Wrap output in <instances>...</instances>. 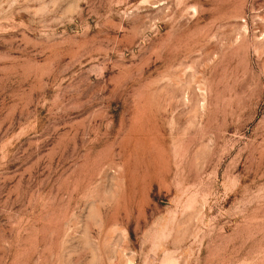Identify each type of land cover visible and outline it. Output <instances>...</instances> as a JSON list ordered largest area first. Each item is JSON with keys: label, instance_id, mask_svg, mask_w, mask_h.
<instances>
[{"label": "rangeland", "instance_id": "1", "mask_svg": "<svg viewBox=\"0 0 264 264\" xmlns=\"http://www.w3.org/2000/svg\"><path fill=\"white\" fill-rule=\"evenodd\" d=\"M0 264H264V0H0Z\"/></svg>", "mask_w": 264, "mask_h": 264}]
</instances>
